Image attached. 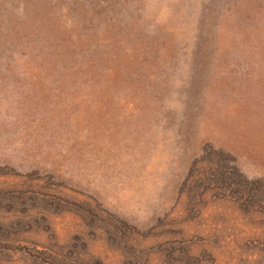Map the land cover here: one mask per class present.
<instances>
[{
	"label": "rangeland",
	"instance_id": "1",
	"mask_svg": "<svg viewBox=\"0 0 264 264\" xmlns=\"http://www.w3.org/2000/svg\"><path fill=\"white\" fill-rule=\"evenodd\" d=\"M0 264H264V0H0Z\"/></svg>",
	"mask_w": 264,
	"mask_h": 264
}]
</instances>
